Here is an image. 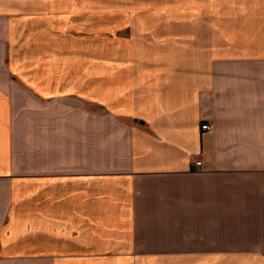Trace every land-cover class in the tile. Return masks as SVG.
Listing matches in <instances>:
<instances>
[{
    "label": "crops",
    "instance_id": "obj_1",
    "mask_svg": "<svg viewBox=\"0 0 264 264\" xmlns=\"http://www.w3.org/2000/svg\"><path fill=\"white\" fill-rule=\"evenodd\" d=\"M63 3L0 0V264H264V0L91 72Z\"/></svg>",
    "mask_w": 264,
    "mask_h": 264
},
{
    "label": "rangeland",
    "instance_id": "obj_2",
    "mask_svg": "<svg viewBox=\"0 0 264 264\" xmlns=\"http://www.w3.org/2000/svg\"><path fill=\"white\" fill-rule=\"evenodd\" d=\"M249 1L67 0L62 7L66 12L59 15L64 20V43L70 51L81 53L85 69L91 72L96 48L102 58H107L111 49L114 52L120 47L119 43H128L129 49L140 47L135 45L139 38L150 36L159 24L168 22L196 23L195 31L203 37L205 23L236 22L250 16L245 9Z\"/></svg>",
    "mask_w": 264,
    "mask_h": 264
},
{
    "label": "built area",
    "instance_id": "obj_3",
    "mask_svg": "<svg viewBox=\"0 0 264 264\" xmlns=\"http://www.w3.org/2000/svg\"><path fill=\"white\" fill-rule=\"evenodd\" d=\"M202 128H203L204 130H211V129L213 128V126H212L211 123H206V124H203V125H202ZM201 164H202V161H197V162H196V165H197V166H200Z\"/></svg>",
    "mask_w": 264,
    "mask_h": 264
}]
</instances>
